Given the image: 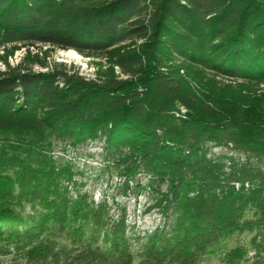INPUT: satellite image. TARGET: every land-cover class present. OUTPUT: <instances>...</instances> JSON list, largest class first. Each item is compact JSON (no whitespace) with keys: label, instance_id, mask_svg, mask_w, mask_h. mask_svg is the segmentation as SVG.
I'll use <instances>...</instances> for the list:
<instances>
[{"label":"trees","instance_id":"obj_1","mask_svg":"<svg viewBox=\"0 0 264 264\" xmlns=\"http://www.w3.org/2000/svg\"><path fill=\"white\" fill-rule=\"evenodd\" d=\"M39 43L109 66L88 80L4 56L0 264H247L250 248L264 264V104L207 75L264 82V0H0V48ZM93 142L124 193L136 183L167 215L138 250L126 215L72 192L80 172L55 157ZM237 234L249 246L223 251Z\"/></svg>","mask_w":264,"mask_h":264},{"label":"rangeland","instance_id":"obj_2","mask_svg":"<svg viewBox=\"0 0 264 264\" xmlns=\"http://www.w3.org/2000/svg\"><path fill=\"white\" fill-rule=\"evenodd\" d=\"M75 49H61L52 45L39 43L37 45H20L11 54H6L5 48H0V71H5L7 65L4 61V56L7 58V62L12 67H17L19 64L25 61V57L30 54H37L43 58L46 55L48 66L43 67L39 64H31L30 62L24 63L27 67H33L35 71H47L58 65L59 68H65L70 73L78 72V74L85 79L95 80L98 79V73L101 68H107V58H101L96 56H86L79 53L80 59H74L67 56V53ZM115 72L120 78L126 77L122 73L118 66H115ZM182 74H187V70L183 69ZM208 76L215 77L219 86L232 85L238 86L239 84H245L246 94L252 96H258L261 98V103L264 104V82H249L243 79L229 77L225 75H215L208 72ZM195 84V83H194ZM196 85V84H195ZM185 114V109L182 108V115ZM211 149L212 155H218L221 153H228L230 155L237 156L244 159V155L230 151L224 148L217 147L212 143L208 144ZM103 143L93 142L87 145L73 148L62 144H57L55 147V157L62 162H70L74 165V170L79 174H76L74 180L77 182V186L72 192L87 193L89 198L94 200L96 204L106 202L107 215L113 221L117 220L122 214L126 215V222L130 236L134 241V249L138 250L143 241L142 238L145 235L151 233L158 227H162L166 220L167 215L164 214L159 207H154L155 197L149 191H144L135 188L136 183H132L131 187L124 193L122 182L115 175L105 171V164L102 156ZM144 184L147 179L139 177ZM71 183V182H70ZM70 185H73L72 183ZM18 192V189L16 190ZM21 204V205H20ZM15 205L24 214H28L32 211L33 204L22 201V203L15 201ZM140 237H142L140 239ZM140 240H139V239ZM250 236L247 234L234 235L230 238L226 245H224L223 251L229 250L235 247L238 243L246 244L249 246ZM247 264H250L255 259V252L253 249H249ZM219 257L217 255L212 256L208 261L203 264H218Z\"/></svg>","mask_w":264,"mask_h":264},{"label":"bare ground","instance_id":"obj_3","mask_svg":"<svg viewBox=\"0 0 264 264\" xmlns=\"http://www.w3.org/2000/svg\"><path fill=\"white\" fill-rule=\"evenodd\" d=\"M67 56L71 57V58H74V59H77V60L80 59V55L75 50H72V51L68 52Z\"/></svg>","mask_w":264,"mask_h":264}]
</instances>
